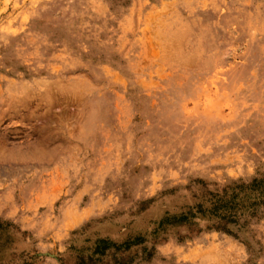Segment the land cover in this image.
Masks as SVG:
<instances>
[{
    "label": "rangeland",
    "instance_id": "374dc122",
    "mask_svg": "<svg viewBox=\"0 0 264 264\" xmlns=\"http://www.w3.org/2000/svg\"><path fill=\"white\" fill-rule=\"evenodd\" d=\"M262 173L264 0H0V264H264V216L157 232Z\"/></svg>",
    "mask_w": 264,
    "mask_h": 264
},
{
    "label": "trees",
    "instance_id": "16d2710c",
    "mask_svg": "<svg viewBox=\"0 0 264 264\" xmlns=\"http://www.w3.org/2000/svg\"><path fill=\"white\" fill-rule=\"evenodd\" d=\"M198 184L201 188L193 195L198 203L187 207L185 212L163 218L157 232H164L169 227H183L189 234H199V222H205L209 229L236 238L232 228H245L264 216V173L216 190H209L203 182ZM184 238H188L187 235H178L179 241ZM133 242L136 245L144 243L138 238ZM133 242L115 243L108 238L85 240L87 245L71 246L58 261L59 264H134L135 258L130 253L135 246ZM150 257L148 253L147 258Z\"/></svg>",
    "mask_w": 264,
    "mask_h": 264
}]
</instances>
